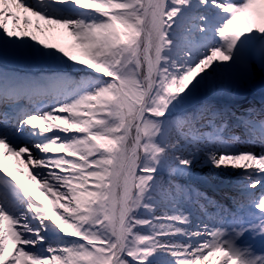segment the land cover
<instances>
[{"label":"snow or ice","instance_id":"snow-or-ice-1","mask_svg":"<svg viewBox=\"0 0 264 264\" xmlns=\"http://www.w3.org/2000/svg\"><path fill=\"white\" fill-rule=\"evenodd\" d=\"M257 69L264 0H0V264H264V118L195 107Z\"/></svg>","mask_w":264,"mask_h":264},{"label":"bare ground","instance_id":"bare-ground-1","mask_svg":"<svg viewBox=\"0 0 264 264\" xmlns=\"http://www.w3.org/2000/svg\"><path fill=\"white\" fill-rule=\"evenodd\" d=\"M11 24V21H9ZM22 66L15 65L11 62L7 64L6 70L20 69ZM199 104H195L199 108L201 104H212L220 111L228 114L225 122L228 125L229 133L239 135L245 138L244 129L237 126L235 117H243L250 112H254L260 118H264V73L257 69V75L254 83L250 84L240 95L227 94L226 92L216 93L209 96L199 97ZM195 103V102H194ZM193 108L190 105L189 111ZM235 116H232V114ZM20 179H25L20 176ZM167 179V177H165ZM179 183L187 184L195 189L206 191L214 200L218 201L226 209L231 210L230 202L226 198V193L233 195V200L241 199L242 194L239 191L240 178L237 175L221 174L216 175L208 167L202 163L197 164L190 177L177 178ZM236 208V207H235ZM215 211V209H210Z\"/></svg>","mask_w":264,"mask_h":264},{"label":"rangeland","instance_id":"rangeland-1","mask_svg":"<svg viewBox=\"0 0 264 264\" xmlns=\"http://www.w3.org/2000/svg\"><path fill=\"white\" fill-rule=\"evenodd\" d=\"M229 199H230V197H229Z\"/></svg>","mask_w":264,"mask_h":264}]
</instances>
